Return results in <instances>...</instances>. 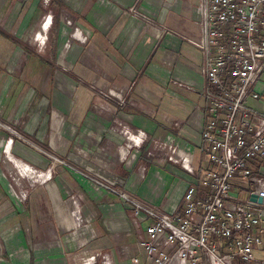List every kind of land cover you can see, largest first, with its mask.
Instances as JSON below:
<instances>
[{
  "label": "crops",
  "instance_id": "crops-1",
  "mask_svg": "<svg viewBox=\"0 0 264 264\" xmlns=\"http://www.w3.org/2000/svg\"><path fill=\"white\" fill-rule=\"evenodd\" d=\"M83 1L58 0L56 7H49L53 14V22L47 35L46 50L40 57L46 60L44 67L51 68L55 59L53 56L56 55L63 58L69 55L67 59L72 60L67 61L73 64L80 50H84L89 42L95 44V48H98L99 42H102V50L109 57L110 51H117L120 54L119 68L112 73V76L120 70L127 75L125 83L128 85L125 86L123 101L117 103L112 100L107 104L108 117L107 120L105 119L104 127H108L109 139L121 145L115 147L118 152L117 154L115 152L116 157L113 160L103 149L97 147V158L119 174H126L123 168L126 166L121 165L123 160H126L128 164L134 160V165L139 167L146 165L145 167L148 168H157L163 177L160 182L161 189L149 192L147 189L135 187V184L143 179V172H135L133 175L127 172V177L130 179L129 187H134L133 194L137 198L128 193L139 202L141 199L152 201L154 206L150 207L157 208L156 210H160L165 215L181 214L182 192L187 184L193 183L200 174L193 169L192 163L193 152L198 148L199 135L204 128L203 116L195 108L202 104L201 96H199L204 86L199 67L201 55L191 43L187 42V39L195 40L198 36L195 22L198 0H90L92 6L89 10L85 13L78 12L77 7ZM130 7L134 8L136 14L129 10ZM5 10L6 8L4 12ZM39 11H41L39 3L35 2L22 21L23 31L27 32L31 29L35 12ZM101 17L102 22L98 24V19ZM4 24L7 27L6 21ZM41 26L39 40L44 38L41 32L47 27L43 24ZM81 26L88 28L89 32L82 41L67 38L68 29L69 31L77 27L82 29ZM6 27L0 24V29L4 32L29 45ZM0 38L10 43L11 47H19L2 33ZM71 42L79 48L70 51ZM38 61L39 69L42 70L43 63ZM0 75H7L4 68H0ZM72 76L75 74L70 71L69 78ZM75 77H72V80ZM258 79L256 86L259 91L258 99L248 100L247 105L264 111V70ZM150 88H153L154 92H151ZM55 121L58 119L55 118ZM117 127L122 128V131L124 129L122 134L120 132L119 135L117 134ZM102 134H104V128L96 143ZM169 143L176 145L189 155L192 174L166 158H160L162 161L159 163L160 166L154 165L153 162L160 157L157 154L160 153V146ZM121 151L122 154H120ZM8 159L21 172L28 173L31 177L35 174L34 170L32 171L22 161L14 159L11 155H8ZM197 165H202L204 169L207 165L206 159L204 158ZM130 171L132 172V169ZM71 175L84 190L92 188L82 177L73 173ZM122 183L125 182L122 181ZM106 192L109 193L108 190ZM51 193L52 198L56 199L53 190ZM107 193L104 192L106 194L104 198L100 195V200L103 202L110 200ZM55 202L58 204L57 199ZM27 203L30 204V202ZM27 203L22 204L21 207L15 205L10 202L7 191L0 187V261L2 264H99L95 259H91V250L93 247L104 250L96 243H99V246L103 244L101 234L107 236L111 224L117 222L121 224V228H126V231L129 228L137 240L140 236L139 229L143 231L144 226L150 222L147 216L139 214L137 226L134 227L131 222L130 206L122 201L121 204L109 202L107 206L101 205L103 207L101 212H90L86 215V220L89 223L92 222V226L99 227V232L101 220L102 223H108L106 227L102 226V232L100 235L97 234L92 247H85L83 243L86 241L83 239L80 240L78 248L71 245L67 239L60 242L59 239L53 240L51 236L44 237L45 235L38 227L36 216L32 214V207ZM65 214L62 217L61 214L58 215L61 228L73 225L70 217L67 216V218ZM261 227L262 243L255 247L252 255L255 259L264 261V223ZM139 259L142 260V264H147L142 258Z\"/></svg>",
  "mask_w": 264,
  "mask_h": 264
},
{
  "label": "rangeland",
  "instance_id": "rangeland-1",
  "mask_svg": "<svg viewBox=\"0 0 264 264\" xmlns=\"http://www.w3.org/2000/svg\"><path fill=\"white\" fill-rule=\"evenodd\" d=\"M57 1L0 0V24L6 27V21V29H11L15 36L29 43L30 49L41 57L46 50L50 22H53L49 7H56ZM35 2L39 3L41 11L35 12L31 29L23 31L22 21ZM91 3L90 0L81 2L77 7L78 12L85 13L92 6ZM3 14H6L5 20ZM45 18L49 19V23L46 24V30L41 32L44 38L39 40L36 36H40L41 25L47 21ZM101 22L102 17L98 19V24ZM81 28L77 27L71 31L68 29L67 38L82 41L89 32L88 28ZM95 38L100 40L97 36ZM99 43L100 50L94 47L95 44L87 43L73 64L68 62L72 60L67 59L69 55L67 58L56 55L53 56L55 59L51 68L44 67L43 63V69L40 70L38 58L27 55L17 46L11 47L10 43L0 38V68H4L7 73L5 76L0 75V187L7 191L10 202L15 205L21 207L22 204L30 202L27 205L32 207V214L36 216L44 237L51 236L53 240L59 239L60 242L67 239L76 247L83 239L86 241L83 243L85 247H92L94 239L102 232V226L106 227L108 223H102L101 220L99 232V227L92 226V222L86 220L88 213L101 212V205L107 206L109 202L121 204L115 194L106 192L105 186L123 188L135 198L134 187H129L127 172L133 175L142 171L143 179L135 184V187L147 189L149 192L161 189L160 182L163 178L157 168L136 166L134 160L130 164L123 160L121 165L126 166H123L126 174H119L97 158V147L103 149L107 156L110 155L112 160L116 157L118 151L116 152L115 147L121 144L118 145L115 140L109 139L108 127H104L108 117L106 108L112 100L117 103L123 101L125 86L128 85L125 83L127 75L120 70L112 76L119 68L120 54L110 51L109 57L102 50V42ZM77 47L71 42L69 50ZM70 71L76 76H72L75 77L74 80L69 78ZM149 90L154 92L153 88ZM95 114H99L102 119ZM55 118L58 121H55ZM82 122L84 123L81 125ZM103 128L104 134L96 143ZM117 128V134H122L124 129L122 131V128ZM10 136H13L15 141H12ZM157 154L160 157L153 162L156 167L162 162L160 158H166L164 150ZM8 155L34 170L33 177L21 172L8 159ZM193 155V169L201 174L202 165L197 163L200 164L205 156L199 148L194 150ZM108 162L110 163V159ZM71 173L85 179L92 188H81ZM239 183L243 184V181ZM51 189L56 194L60 206H56L58 204L56 199L52 198ZM102 190L108 194L110 200H100V195L103 198L106 195ZM140 202L147 207L153 205L152 201L141 199ZM64 213L66 217H70L73 225L61 228L58 215L61 214L62 217ZM139 214L144 216V209H140ZM108 230L107 236L101 234V246L95 242L104 250L93 247L92 260L95 259L99 264H102V261L104 264H134L133 259H136L138 264H142L139 259L142 258L147 264H156L145 258V249L139 244L140 237L145 238L144 231L139 229L140 236L136 240L132 230L128 228L126 231V228H121V224L117 222L111 224ZM196 255L200 258L199 264H205L201 258V255H204L198 249Z\"/></svg>",
  "mask_w": 264,
  "mask_h": 264
},
{
  "label": "built area",
  "instance_id": "built-area-1",
  "mask_svg": "<svg viewBox=\"0 0 264 264\" xmlns=\"http://www.w3.org/2000/svg\"><path fill=\"white\" fill-rule=\"evenodd\" d=\"M196 8L198 36L187 42L201 55L202 104L195 108L203 116L198 148L207 165L183 190L181 214H162L122 188H104L130 206L134 227L144 209L150 222L139 244L152 263L167 264L179 252V264H199L198 249L205 264H264L252 255L264 223V111L247 105L258 99L264 70V0H198ZM160 150L192 174L186 152L171 143Z\"/></svg>",
  "mask_w": 264,
  "mask_h": 264
},
{
  "label": "trees",
  "instance_id": "trees-1",
  "mask_svg": "<svg viewBox=\"0 0 264 264\" xmlns=\"http://www.w3.org/2000/svg\"><path fill=\"white\" fill-rule=\"evenodd\" d=\"M51 25H52V21H51ZM51 25H50V29H51ZM0 33H2L4 36H6L8 39H10L12 41V43H15L16 45H18L27 55L29 54L31 56L37 57L41 61V63H46V60L44 58L43 59L40 58L36 53H34L32 51V49H30L29 45H26L25 43L21 42L20 40H18L17 38L12 36L11 34L4 32L2 29H0ZM10 137H11L12 141H15V138L13 136H10Z\"/></svg>",
  "mask_w": 264,
  "mask_h": 264
},
{
  "label": "bare ground",
  "instance_id": "bare-ground-1",
  "mask_svg": "<svg viewBox=\"0 0 264 264\" xmlns=\"http://www.w3.org/2000/svg\"><path fill=\"white\" fill-rule=\"evenodd\" d=\"M46 24H47V21L43 22V25H46ZM36 38L38 39L39 36H36ZM181 262H182L181 255L179 252H177L170 258L167 264H179Z\"/></svg>",
  "mask_w": 264,
  "mask_h": 264
},
{
  "label": "water",
  "instance_id": "water-1",
  "mask_svg": "<svg viewBox=\"0 0 264 264\" xmlns=\"http://www.w3.org/2000/svg\"><path fill=\"white\" fill-rule=\"evenodd\" d=\"M249 198H250V200H254L255 199L254 195H250ZM256 200H257V202L261 201L260 198H257Z\"/></svg>",
  "mask_w": 264,
  "mask_h": 264
}]
</instances>
